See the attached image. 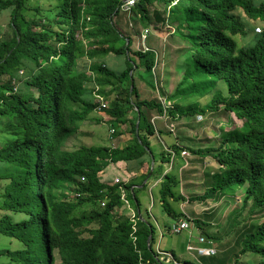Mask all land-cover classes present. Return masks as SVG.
Masks as SVG:
<instances>
[{"label": "trees", "instance_id": "16d2710c", "mask_svg": "<svg viewBox=\"0 0 264 264\" xmlns=\"http://www.w3.org/2000/svg\"><path fill=\"white\" fill-rule=\"evenodd\" d=\"M45 1L42 7L40 0H0L10 28L0 41V237L7 240L0 243V264H164L151 245L150 221L139 216L136 242L130 239L120 197L123 190L137 210L134 183L119 188L100 179L110 164L146 162L155 128L143 108L174 121L220 107L231 113L238 125L232 120V127L205 140L212 143L190 149L216 165L204 168L205 190L191 200L239 192L242 205L264 208V0H136L144 26L150 6L161 4L172 32L187 43L182 78L165 107L158 99H139L132 70L144 65L151 72L154 51L131 49V36L113 21L121 0ZM249 20L263 24L261 32ZM235 34L250 35L252 44L238 46ZM108 54L124 56L125 68L103 67L98 59ZM88 71L102 94L112 95L103 112L110 122L129 124L131 143L68 144L96 106ZM210 93L205 104L180 102ZM171 148L179 152L177 145ZM166 152L161 162L170 160ZM149 171L148 162L143 176L162 175L161 165ZM177 184L173 173H164L159 201L167 214L181 218L170 204L184 200L173 191ZM75 192L80 196H70ZM194 224L215 239L204 221ZM241 243L239 253L251 254V264H264V221Z\"/></svg>", "mask_w": 264, "mask_h": 264}, {"label": "rangeland", "instance_id": "374dc122", "mask_svg": "<svg viewBox=\"0 0 264 264\" xmlns=\"http://www.w3.org/2000/svg\"><path fill=\"white\" fill-rule=\"evenodd\" d=\"M255 1L257 3L259 2V0ZM40 3L42 7L46 5L45 0H40ZM167 9V7L161 4H152L149 8L151 21L149 22L150 24L146 26H144L145 24L139 20L134 6L130 9V11L119 10L118 14L114 16L113 20L123 33L131 36L132 50L151 49L154 51V67L152 71L147 72L144 65L142 64L143 66L140 68L134 67L132 73L135 78V86L139 94V99L160 100V95L162 98H167L164 99V104L169 103L168 98L171 96L174 88L182 78L183 68L185 67L182 49H185V45H187L186 42L180 40L172 32L173 24L170 25L166 23ZM249 21V27L254 28L255 26H259L260 31H254L261 32L263 24L257 21ZM8 24L9 12L2 11L0 13V41L10 34V28ZM144 27L148 28L150 31L149 34L145 36L142 32ZM231 36L238 46H247L252 44V38L250 35L235 34ZM103 60H105L109 68L112 70H122L125 68L124 56L118 57L116 55L108 54L103 57ZM137 62L138 60L136 63ZM86 63L87 60H84L83 64L86 65ZM210 97L211 93L202 98L189 96L185 97L186 99H181L180 102H199L200 104H205L209 101ZM110 98H112V96H110ZM143 111L147 117L159 114L154 109L146 110V108H143ZM147 111L150 113V116L147 115ZM96 114L97 113L93 111L90 113V117H95L96 119ZM230 115L231 114L229 112L224 111L223 108L220 107V109L217 111L206 112L202 117H196L198 120L193 115L186 117L188 120H190L188 122L193 126V128L200 131L199 141H195L194 143L197 144L199 148H202L205 146V144L213 142V140H210L205 143L206 139H215L221 134L223 130H227L232 127L233 125L231 124H233V121L236 125H238L237 120L235 118L234 120L233 118H230ZM126 124L127 125L121 126L118 122L110 123V125L115 126L114 136H117V134L123 132L126 128L128 129L126 131H129L130 126L128 123ZM156 124L162 125V120H156ZM174 124L177 125L179 122L175 121ZM108 128V124L103 125L101 121L94 120V118L88 119L87 121H83L81 123L76 133V138H74L73 142L68 144L72 145L85 143L87 145H104V135L105 133L106 135L108 134ZM205 135H208V137ZM151 137L153 142L151 147L154 149V153L148 151V157L151 159V156L153 155L156 162L158 160V156H160V158L165 156V152L156 151L159 145L158 139L155 136V133L149 136L150 141ZM157 166L158 165H155L153 168L152 165L151 171L154 172L155 167ZM151 171L149 172L151 173ZM119 174L122 177H126V174L122 173L121 170H119ZM155 174L156 173H153V176ZM197 178H201V175L197 176ZM179 190L180 187L176 185L174 192L178 194ZM135 194L140 201L142 213H145L146 209L150 210V213L154 219L160 215L161 221L166 222L162 224L160 228L157 227L158 225L156 226L152 246L155 247L156 245H159L161 249L171 251L176 256H178V259L181 263L251 264L249 262V255L251 254H248L247 252L242 254L239 253V250L242 248L241 242L245 236L253 230V227L256 224L264 221V208L255 209L252 207L250 202L242 205L243 196L241 193L238 192L235 196H221L216 200L209 199L203 202L194 200L191 201L190 204H185L186 209H189L190 211L191 217L198 218L203 220L206 224L211 225V227L203 226V229H205L209 235L215 237V239H212V241L214 242L213 245L216 248V254L208 257L198 256L195 251L188 252L186 249L188 242L195 246L198 244L197 232L194 231L190 237V240L188 241L189 236L187 231L184 230L180 233H171L165 229V226L169 227L175 222L176 218L173 216L169 217L168 214L163 210L162 206L159 204L156 189H153L151 193H148L147 186H145V188L140 190L135 189ZM195 194L197 193H194V195ZM128 201L132 206L131 201ZM171 205L176 212L185 210L181 203L172 202ZM199 231L201 232L200 229ZM160 232H163V237L159 240ZM201 234L203 233L201 232ZM6 241L7 240L5 238L0 237L1 244H6ZM57 263L58 259L55 260L54 264Z\"/></svg>", "mask_w": 264, "mask_h": 264}, {"label": "crops", "instance_id": "0c3cea01", "mask_svg": "<svg viewBox=\"0 0 264 264\" xmlns=\"http://www.w3.org/2000/svg\"><path fill=\"white\" fill-rule=\"evenodd\" d=\"M102 62L104 63L105 66H107L109 68V66L105 62V60L102 59ZM87 74L92 78V76H93L92 74H90V73H87ZM159 97L162 99V97L160 95H159ZM164 99H167V98L165 97ZM147 115L150 116V113L148 111H147ZM95 116L97 118L102 117L107 121H109L111 119L108 115H106V113H101V114H99V116L96 114ZM197 116L198 115H195V118ZM130 117H132L131 114H130ZM230 118H233V120H234V116L232 114L230 115ZM156 120H162V125L156 124ZM107 121H102V124H107ZM170 121L172 122L174 120H171L168 117L164 120L162 118V114H156V115L150 116V122L152 123V125L155 128V136L157 137L158 143H159L156 151H158V152L164 151L166 154L167 153L166 151H172L171 147L173 145H177L179 147L178 153H174L172 151L173 153H172V156L170 157L169 161L164 160L163 162H161L160 156H158V160L155 162V158L152 155L153 156V168L155 165H158V166L161 165L162 175L164 173L170 171L176 177H178L177 178L178 179L177 185H178V187H180L178 194L182 195L184 200H182V201L181 200L180 201H170V204L172 202L181 203L183 208L185 209V210L179 211V213H181V215H183L181 218H185V217L193 218L190 215L189 209L188 210L186 209L185 204H187V203L190 204L191 201H194V200H191L193 196L200 195L198 193H203V191L205 190V186L203 184L204 168L205 167H208V168L209 167H216V165L212 164V162L210 160L203 157L201 154H194L191 152L190 149H198L199 148V146L197 144H195L194 142L199 141L200 131L193 128V126L188 122L190 120H188L187 118H180V120L178 121L179 124H177V125L174 124L175 121L172 123ZM170 124L174 125L172 133L169 132V125ZM108 125L110 127H113L112 125H110V123ZM119 125L122 126V125H127V124H120L119 123ZM126 130H128V129L126 128L123 132L117 134V136H113L114 137L113 141L109 140L108 134L106 135V133H105V135H104L105 144L104 145L105 146H112V147H123V146L131 143L132 142V135L129 131H126ZM205 136L208 137V135H205ZM149 141H150V138H149ZM152 144H153V142H152V137H151V141H150L151 150H150V152L154 153V149L151 147ZM194 145H196V146H194ZM183 150L187 151L188 154L181 155V152ZM145 159H146V162H144V164H142V165L138 164L137 161H135V162L134 161L133 162L132 161H129V162L119 161L117 163L110 164L107 167V169L105 170L104 175L102 176V179L106 182L107 181L110 182L114 176L122 177L119 174V170H121L122 173L126 174V177H122V178H127V176H128L129 178H127V179L130 180L132 183H134L133 186L135 189L140 190L142 188H145V186H147V192L148 193H151L153 189H156V193H157V197H158V201H159V191H158L159 187L158 186H159V183L162 179V175L159 176V174L156 173L154 176L153 175H149L148 177L143 176V173L147 169L148 162H149V166L151 169V159L149 157H145ZM199 175H201V178L198 179L197 176H199ZM175 188H176V186L173 187V191H175ZM194 193H197V194L194 195ZM223 197H227V196H223ZM138 201H139V199H138ZM159 204H160V201H159ZM140 205L141 204L139 201V207L137 210H138L140 216L143 219H145L146 221H150V223L153 224V226L155 228L154 232L156 231L157 225H158L157 227L160 228V226L162 224L166 223V222L161 221L160 215H158L157 218L154 219L150 213V210L146 209V212L142 213ZM171 207H172V205H171ZM168 216L171 217L172 214H168ZM178 219H180V218H176L175 221ZM193 219H198V218H193ZM202 226L211 227V225L206 224V223H205V225H202ZM165 227H166L165 229H167V231L170 232L169 227L168 226H165ZM152 237L154 239V234ZM162 237H163V232H160L159 233V240ZM152 243H153V241H152ZM155 247L153 246V249L154 250L157 249V252L160 253V257H162L165 264H188L187 262L181 263L180 260L178 259V256H176L171 251L163 250L160 248L159 245H156Z\"/></svg>", "mask_w": 264, "mask_h": 264}, {"label": "built area", "instance_id": "2783aa9c", "mask_svg": "<svg viewBox=\"0 0 264 264\" xmlns=\"http://www.w3.org/2000/svg\"><path fill=\"white\" fill-rule=\"evenodd\" d=\"M136 3V0H122V4L120 5V10H123V11H129ZM254 30L256 31H260V28L259 26H255ZM143 34L144 36L149 34V29L148 28H144L143 29ZM142 36V34H141ZM146 50V49H145ZM163 106L165 107L166 105L168 104H164V98H160ZM93 102L94 104L96 105L95 106V110L98 111V112H101L102 110H104L105 108L108 107V101L104 99V97L100 94H95L94 93V99H93ZM201 115H198L197 118H200ZM162 118L165 120L167 118V116L165 114L162 115ZM169 118V117H168ZM154 119V118H153ZM174 128V125L173 124H170L169 125V131L172 132ZM113 128H110L109 129V132L110 133H113ZM188 154L187 151H182L181 152V155H186ZM113 182L114 183H119L121 182L120 178L118 177H115L113 179ZM121 200H122V208H124L126 210V213L127 215L129 216V219L131 221V232H130V238L132 240L133 243H135L136 241V236H135V232L137 230V227H136V222L138 220L137 218V215L136 213L134 212V210L131 208L130 204H129V201L128 199H126L124 197V194L121 193ZM169 230L171 233H180L182 231H187L188 232V236H189V239L188 241L190 240V237L192 236L193 232H197L198 234V237H197V242L198 244L195 246L193 244H191L190 242H188L187 244V251L188 252H192V251H195V253L198 255V256H213L216 254V248L215 246L213 245L214 242L212 241V239L210 238H207L205 236H203V234L200 233V231L196 228L195 224H194V219L193 218H180L178 220H176L174 223H172L170 226H169Z\"/></svg>", "mask_w": 264, "mask_h": 264}, {"label": "clouds", "instance_id": "9594fccd", "mask_svg": "<svg viewBox=\"0 0 264 264\" xmlns=\"http://www.w3.org/2000/svg\"><path fill=\"white\" fill-rule=\"evenodd\" d=\"M122 1V0H121ZM122 4V3H121ZM130 11V10H129ZM145 28V27H144ZM143 28V29H144ZM143 50V49H142ZM147 50V49H146ZM144 51V50H143ZM100 60L102 61V58H100ZM90 64V61L88 60V65ZM102 66L103 67H105V65H103L102 64ZM107 67V66H106ZM21 73H22V71H21ZM87 73H90V74H92V72L91 71H88ZM93 75V74H92ZM89 87H91L90 89H91V99H92V104H94V102H93V99H94V93L96 94H100V95H102L103 97H104V99L105 100H107L108 101V107H109V104H110V96H112V95H110V96H104L102 93H103V91H102V87L99 85V84H96V83H94L93 82V76H92V78H91V82H90V85H89ZM159 100V99H158ZM107 107V108H108ZM94 111L98 114V116H99V114H101V113H104L103 112V110L101 111V112H98V111H96L95 110V108H94ZM106 115H108V114H106ZM109 116V115H108ZM110 117V116H109ZM93 118V117H92ZM95 118V117H94ZM97 118V117H96ZM98 121H107V120H105L104 118H100L99 117V120ZM109 123H112V122H110V121H107V124H109ZM104 125V124H103ZM108 137H109V140H111V141H113V136H114V133H115V126H113V127H110L109 125H108ZM110 128H113V133H110L109 132V129ZM85 144V143H84ZM87 145V144H86ZM109 147H112V146H109ZM114 148V147H113ZM171 154L173 153L172 151H169ZM104 175V171L101 173V175ZM102 175V176H103ZM115 177H118V178H120V180H121V182H119V183H114L113 182V179L115 178ZM127 178H129L128 176H127ZM127 178H122V177H120V176H114L112 179H111V181L110 182H108L107 181V183H111V184H118L119 185V188H121L122 187V184L123 183H126L127 181H130V180H128ZM101 179V181H103V182H106V181H104L103 179H102V177L100 178ZM134 187V186H133ZM121 191V190H120ZM121 193H123V190H122V192ZM72 195H74L75 197H79L80 196V193L79 192H75V193H71L70 194V196H72ZM126 198V197H125ZM126 199H128V198H126ZM129 200V199H128ZM101 204H103L102 202H101ZM123 204V203H122ZM131 206V205H130ZM131 208L134 210V212L136 213V215H137V218L139 219L140 217V214H139V212L133 207V205L131 206ZM121 209H122V211H123V213L125 214V216L126 217H128L129 218V216L127 215V213H126V210L124 209V208H122V206H121ZM129 221H130V219H129ZM131 222V221H130ZM137 223V222H136ZM136 227H137V225H136ZM137 231V230H136ZM129 236H130V234H129ZM135 236H136V232H135ZM131 239V238H130ZM136 239H137V236H136ZM132 241V240H131ZM136 242V241H135ZM134 244V243H133ZM151 245H152V243H151ZM152 248H153V246H152ZM154 250V249H153ZM155 252H156V257L158 258V259H160L164 264H165V262H164V260L162 259V257H160V253L159 252H157V250H154ZM139 264H143L142 263V261L140 260L139 261Z\"/></svg>", "mask_w": 264, "mask_h": 264}, {"label": "water", "instance_id": "95a60500", "mask_svg": "<svg viewBox=\"0 0 264 264\" xmlns=\"http://www.w3.org/2000/svg\"><path fill=\"white\" fill-rule=\"evenodd\" d=\"M126 44H127V41H126ZM131 72V71H130ZM130 89H131V87H130ZM137 124V123H136ZM137 126V125H136ZM152 165H153V156H151V167H152ZM152 169V168H151Z\"/></svg>", "mask_w": 264, "mask_h": 264}]
</instances>
